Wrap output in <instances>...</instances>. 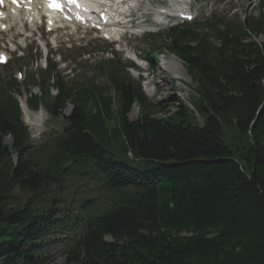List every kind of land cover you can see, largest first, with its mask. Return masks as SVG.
Segmentation results:
<instances>
[{
    "label": "trees",
    "instance_id": "1",
    "mask_svg": "<svg viewBox=\"0 0 264 264\" xmlns=\"http://www.w3.org/2000/svg\"><path fill=\"white\" fill-rule=\"evenodd\" d=\"M261 35L263 13L166 33L196 85L202 124L184 104L170 115L150 111L117 68L108 85L115 96L60 80L53 96L43 83L31 107L44 103L55 116L68 101L74 108L60 133L33 145L8 92L0 100V264H38L40 240L60 229L77 231L63 264H264ZM135 103L144 116L130 122ZM74 195L83 199L77 216L64 209Z\"/></svg>",
    "mask_w": 264,
    "mask_h": 264
},
{
    "label": "rangeland",
    "instance_id": "2",
    "mask_svg": "<svg viewBox=\"0 0 264 264\" xmlns=\"http://www.w3.org/2000/svg\"><path fill=\"white\" fill-rule=\"evenodd\" d=\"M241 0H220V3L216 5L215 9H218V12L222 15H227V14H241L244 15L246 12L251 13V9L253 4L250 5H241L240 3ZM253 5V6H252ZM264 8V6H263ZM212 8H208V11L210 12ZM21 25L17 27L16 32L18 31H23L20 28ZM16 29V26L14 30ZM156 30V29H153ZM26 37L31 34V32H25ZM89 34V33H87ZM90 35V34H89ZM40 38V36H38ZM0 38H5L7 40H11L12 36L7 33L0 34ZM45 42L43 43H49L46 38ZM260 41H264V35L260 36ZM147 42V41H146ZM144 42H138V47L141 48H146L147 43ZM19 43L22 44L23 41L22 39L19 38ZM137 44V42H135ZM158 44V43H157ZM107 47V46H106ZM62 53H63V59H70V62H67L65 64H62L63 62L59 63V66L61 67L63 65L68 66L65 68L63 71L64 73H68L69 70L72 68L71 64H74L76 62L73 60L74 58H77L78 55L76 52H69L66 51L65 48H62ZM164 52L160 53L158 56H149L150 60L152 59L154 62V67H152L153 71L156 73L160 72V78L158 77V82L160 83V86L163 87L162 93H153L152 91L148 92L149 94L147 95V98L150 102V109L151 110H156L157 114L159 115H170L172 114L178 107L182 106L184 104L188 110L187 113H192L194 120L198 121L199 124H202L203 120L200 115L195 111L194 106L192 105L193 102V97L197 98V92H195L191 77L189 73L187 72L186 68L182 66L183 64H180L177 60H175L169 52ZM147 54V53H146ZM154 57V58H153ZM80 61L77 62V67L73 68L75 70H79L81 68L82 74L81 77L84 78H92L94 77L95 79L90 80V85L91 83H94L92 85H103L104 87H101L103 93H107L110 96H113V91L108 90V88L105 86L107 82L106 74L105 72L103 73L102 71L98 70L96 71L95 64L93 61H88V62H83L81 65L79 63ZM169 70V72L165 70ZM98 73V75H96ZM8 72H6L4 69L0 67V77L1 79H5L8 77ZM164 75V76H163ZM166 77V78H165ZM87 82V81H86ZM33 91L37 92V89H33ZM72 109V105L68 106V109L65 110V114L67 115ZM25 119L30 123V131L33 132L35 135L39 134L40 139L44 135L48 134L51 131L55 130H60L61 125L63 123L62 117L58 118L56 122L51 121L50 119L48 120V124L42 125V121L46 120L48 118L47 114H43V112L40 113H33L31 111H26L24 114ZM142 118V115L140 113L139 107L134 106L132 111L128 115V120L129 121H137ZM7 143H11V139L7 138L6 139ZM57 253V252H56ZM55 259H53L52 264H62L65 261V257H62L61 255H56L54 256Z\"/></svg>",
    "mask_w": 264,
    "mask_h": 264
},
{
    "label": "bare ground",
    "instance_id": "3",
    "mask_svg": "<svg viewBox=\"0 0 264 264\" xmlns=\"http://www.w3.org/2000/svg\"><path fill=\"white\" fill-rule=\"evenodd\" d=\"M240 3H241V5H245V6L248 4L247 1H244V0H241ZM165 71L169 72V70H167V69ZM159 75H160V72H159ZM162 88L163 87L160 86L157 93L161 94L162 93V90H163Z\"/></svg>",
    "mask_w": 264,
    "mask_h": 264
},
{
    "label": "snow or ice",
    "instance_id": "4",
    "mask_svg": "<svg viewBox=\"0 0 264 264\" xmlns=\"http://www.w3.org/2000/svg\"><path fill=\"white\" fill-rule=\"evenodd\" d=\"M13 2H16V0H13Z\"/></svg>",
    "mask_w": 264,
    "mask_h": 264
}]
</instances>
